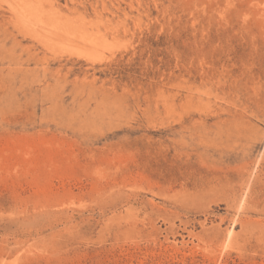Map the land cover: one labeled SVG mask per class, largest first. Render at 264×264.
I'll return each mask as SVG.
<instances>
[{
    "label": "rangeland",
    "instance_id": "rangeland-1",
    "mask_svg": "<svg viewBox=\"0 0 264 264\" xmlns=\"http://www.w3.org/2000/svg\"><path fill=\"white\" fill-rule=\"evenodd\" d=\"M0 264H264V0H0Z\"/></svg>",
    "mask_w": 264,
    "mask_h": 264
}]
</instances>
